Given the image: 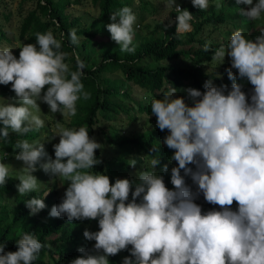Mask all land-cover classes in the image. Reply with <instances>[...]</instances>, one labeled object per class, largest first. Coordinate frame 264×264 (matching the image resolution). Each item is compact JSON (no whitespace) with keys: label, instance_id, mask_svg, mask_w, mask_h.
Segmentation results:
<instances>
[{"label":"clouds","instance_id":"clouds-1","mask_svg":"<svg viewBox=\"0 0 264 264\" xmlns=\"http://www.w3.org/2000/svg\"><path fill=\"white\" fill-rule=\"evenodd\" d=\"M191 3L200 10L210 6V0ZM236 3L248 6L240 9L246 20L264 19V0ZM173 5L178 14L176 34L191 32L195 15L176 0H168L166 7ZM220 7L217 0L216 8ZM110 20L106 28L120 52L134 53L139 24L132 8L118 9L110 14ZM65 35L61 32L57 39L51 30L35 33L36 43L19 48L18 59L11 47L0 48V85H11L15 93L12 100L0 97L4 101L0 103V139L7 141L10 133L24 135L43 128L45 121L33 112L41 113L38 101L53 114L76 116L77 102L90 99L82 83L86 64L75 48L76 70L65 63L69 56L61 50ZM67 35L72 46L85 38L78 36L76 29ZM211 43L205 42V52L211 50ZM225 46L217 48L211 59L221 65L226 56L230 58L226 70L232 81L230 90L227 85L214 86L208 79L203 92L191 87L182 90L192 106L184 97H177L178 89L171 84L162 99L151 100L156 127L168 131L163 143L174 150L170 159L178 164L171 169V190L154 171L160 165L156 148L151 150L155 155H149L153 156L152 170L140 171L137 179L117 178L112 183L108 175L94 171L102 164L96 152L104 145L89 136L87 126L68 129L57 122L59 143L53 144L54 159L43 143L17 140L14 159L23 162L18 170L3 162L9 153L0 151V186H6L15 172L19 195L39 192L44 184L33 175L39 165L44 173L67 184L61 202L47 217H66L70 224L98 221L99 231H83L87 241H95L94 246L79 247V255L70 264H110L109 258L122 251H130L120 260L122 264H264V30L253 40L237 29ZM229 64L215 75L223 78ZM245 79L253 86L250 102L239 82ZM127 163L136 168L137 158ZM161 170L169 171L166 164ZM185 177L197 186L195 191ZM47 188L43 198L31 196L26 201L30 215L47 207L44 198L52 192ZM201 194L219 210L204 212L195 202ZM44 247L34 233L24 232L14 252H5V244L0 243V264H34Z\"/></svg>","mask_w":264,"mask_h":264},{"label":"trees","instance_id":"trees-1","mask_svg":"<svg viewBox=\"0 0 264 264\" xmlns=\"http://www.w3.org/2000/svg\"><path fill=\"white\" fill-rule=\"evenodd\" d=\"M69 1L43 0L42 2V0H38L37 8H39L40 12L44 13L49 20L52 19L55 21L42 22L37 12H34L23 23L21 38L24 40L28 34H31L30 38L32 41L30 43L36 42L35 33H46L51 26L57 24L58 30L66 34L61 49L69 53L65 63L70 60L72 63L70 69L75 71L76 61L72 52L73 48L77 50L79 46L70 45L67 33L71 29H76L75 27L80 24V21L79 19H72L67 14L66 6ZM215 1L217 0H210V6L207 10H200L193 7L190 0L188 11L192 15H195L196 19L191 32L176 34L175 26L171 33L164 37L159 38L158 36H154L150 41L142 44L133 42V46L136 49L134 53H121L117 44H110L105 49L100 50L98 56L90 62L89 59H81L86 64L83 70L84 76L82 77V83L85 86V90L91 94V97L88 100L81 99L77 102V117L73 125L80 127L87 126L89 136L94 137L93 128L101 120L113 122L120 120L122 115L130 119H136L138 112L152 116L150 104L138 103L135 100L133 89H130L128 86L130 82L144 93L157 99H162L163 93L169 89V84L178 89L177 97H184V91L182 90L189 87L203 92V85L208 79L213 80L214 86L227 85L230 90L232 81L228 79L226 70L230 68L231 63L225 67L223 78H218V75H215V73H206L203 70V64L205 62H212L211 57L213 52L228 43V41H224L221 44L211 43V50L208 52H205L203 48L205 42L208 40L201 39L200 35L203 34L206 28L216 26V24L229 23V9L232 6H228L227 3L233 0H223V4L219 9L213 4ZM93 2L101 9V22L106 25L96 31L76 29L78 36L85 37L81 40H86L88 43H91L98 34L107 35L111 38L106 28L111 23V13L124 6L131 7L135 13L133 9L134 0H93ZM144 2H147V0ZM241 7L245 8L248 6L242 4L238 6V8ZM258 25L263 26L258 27ZM246 27L251 29L253 31V37H256L264 30V19L253 21L246 25ZM2 39V35H0V42ZM89 58L91 59V56ZM108 60L112 62L109 63ZM143 62L155 65V67L144 65L142 64ZM232 71L234 74H238L237 70L233 69ZM99 75H106L103 85L98 80L97 76ZM239 82L243 84L244 87L242 90L249 96L250 102L253 86L246 79ZM0 96L12 99L15 93L11 91V85H0ZM150 121L156 123V117L152 116ZM111 127L113 126L110 125L104 130L108 141L111 144L120 145L121 148H129L131 152L137 155L138 165H143L144 160H147L145 162H150L153 156L149 155H155L151 150L156 148L158 150L156 156L160 159V165L156 167L158 170L162 171L161 169L165 164L169 170L170 168L172 169L178 166L176 164H170L173 161L170 158L174 150L168 149L163 143L165 136L169 134L167 130L162 132L155 125L153 129L138 137L123 138L117 135L116 137L120 138L117 141L112 136L110 131ZM43 132L44 127L38 131L33 129L24 135L10 133V140L5 141L0 139V148L9 153H14L17 140L27 139L30 142L36 141L41 137ZM96 156L102 159V164L98 165L94 171L108 175L112 183L117 178L133 180L138 178L136 168L128 166L127 160L130 157L107 160L102 157L100 150H97ZM189 167L195 170V166L189 165ZM145 170L151 171L152 169L146 164ZM181 173L183 175V170ZM185 179L186 183L195 191L197 186L192 183L191 178L185 177ZM168 180L171 179L168 178ZM168 180L165 181L168 182ZM16 184H18V181L11 177L6 186H0V194H15L17 198V207L12 219H10L8 208L0 206V243L5 244V252H14L17 250L16 241L21 238L24 232L34 233L36 238L45 245L34 264H70V261L79 255L77 251L79 247L91 249L94 246L95 241H87L83 237V231L86 226L76 221L70 224L66 217L52 218L46 216L49 214L51 208L57 205L54 200L55 194L52 193L53 191L48 197L44 198L47 207L37 215L32 216L29 214L30 210L25 206L26 201L31 196L43 198V194L48 188H43L39 192L28 195H19L15 187ZM166 187L170 190L173 189L172 184L166 185ZM129 199H131V196ZM195 202L202 207L204 212L212 210L213 208L219 210V206L208 204L204 200L203 194ZM237 207L234 202L232 206L233 210H236ZM84 222L87 226L95 225V231H99L98 221L85 220ZM53 235H57L58 237L52 239ZM130 248L131 246H129V250ZM122 252L125 253V256L130 255V251ZM122 252L115 257H110V264H119Z\"/></svg>","mask_w":264,"mask_h":264},{"label":"rangeland","instance_id":"rangeland-1","mask_svg":"<svg viewBox=\"0 0 264 264\" xmlns=\"http://www.w3.org/2000/svg\"><path fill=\"white\" fill-rule=\"evenodd\" d=\"M144 1L145 0H134L133 4V9L135 10V14L137 15V22L139 24V27L135 29V37L133 41L137 44L146 43L150 41L154 36H158L160 38L170 34L176 24L177 13L175 12V6L173 5L171 8H167L166 4L168 0H147V2ZM176 2L177 4L180 3L184 9L188 10V4L190 3V0H176ZM218 2L221 5L223 4V0H218ZM216 3L217 1L214 2L215 5ZM227 4L228 6H232V8L229 9V23L206 28L203 34L200 35V38H206L212 43L220 44V42L229 41L231 34L235 30L243 29L244 35L247 38L254 40L255 37H253V31L246 27V25L252 23L253 21L246 20L247 18L240 13V9L247 10L248 7L238 8L239 5L235 2V0L230 1ZM37 7L38 0H0V35H2L3 38L0 42V48L4 46L11 47L13 49V55L16 56L17 59L19 58V48H21L24 44H28L32 41L30 38L31 34H28V36L24 40H22L21 38L22 26L26 18H28L30 14L37 12L38 17L42 22L47 23L48 21H55L52 19L49 20V18H47L44 13L40 12L39 8ZM66 12L72 19H79L80 24L75 27L76 29H90L91 31H96L106 25L101 22V9H99L95 5L93 0H70L66 6ZM57 26V24L55 26H51L49 30H51L54 36L59 39L61 32L58 30ZM261 26L263 25H258V27ZM109 38L110 37L107 35L98 34L91 43H88L86 40H81L78 45L79 48L75 51L79 54L81 59H89L90 62L93 58H96L98 56V52L100 50L105 49V47L109 46L110 44H116L111 38ZM35 43L36 42H32L31 44ZM89 56H91V59L89 58ZM230 62L231 60L227 56L225 57V60L221 65L218 61L205 62L203 64V70L206 73L219 74L220 70ZM66 63H68L70 67L72 66L70 60L66 61ZM142 64L149 65V67H155V65H150V63L147 62H143ZM97 77L101 85H103V82L106 79V75H99ZM128 86L130 89H133V96L138 103H147L151 105V100L154 97H151L149 94L144 93L131 82L128 83ZM44 91H46V88L44 89ZM183 95L186 103L191 106V101L188 99L187 94L183 92ZM146 97L147 99H145ZM3 98L6 100H12L8 99L7 97ZM3 102L4 101L0 100V103ZM13 102L15 103V106H20L19 103H16L15 101ZM38 104L41 113L35 112V110H33V112L34 114L39 115L45 121V126L44 132L36 141L43 143L48 156H51L54 159L55 156L53 144L59 143V136H57L59 135V129L56 127L57 122H59V124L64 128L78 129L80 126L73 125L74 121L76 120L77 114L76 116H63L59 112L53 114L50 112V109L46 104L40 103L39 101ZM151 118V115L138 112L136 119H130L125 115H122L120 120L113 122H105L104 120H101L98 124H95L93 128L94 137L98 143L104 145L103 150H100L102 157L107 160L120 159L121 157L137 158V155L134 152H131L129 148H121V146L118 144H111L106 138L104 130L112 125L113 127H111L110 131L112 133V136H114V139L117 141H119L120 139L119 137H116L117 135L123 138L138 137L147 133V131L155 127L156 123L151 122ZM54 136L56 137L53 139ZM0 151L4 150L0 148ZM122 154H124V156H122ZM14 155V153H9L8 158L3 162L11 165L14 169L18 170L23 166V162L15 160ZM145 161L147 160L143 161V165H138L137 163L136 170L138 173L145 170L146 164L151 167L150 162ZM171 163L178 165L175 161L170 162V164ZM37 168L38 171L33 173V175H35L37 179L42 184H44L41 185L40 189H43L44 187L52 188L53 193H55L56 195L54 199L56 203L59 204L61 202V199L63 198L64 192L67 188V184L64 185V181L55 179L49 174L44 173L43 170L39 169V165H37ZM154 171L157 174L162 175L164 177V181L168 180V178L171 179V168L167 174L163 173L157 168H155ZM11 177L15 179V172L12 173ZM165 184L171 185V180H168V182L165 181ZM0 206L8 208L10 212V219H12L17 207L16 195L0 194ZM76 222H79L81 225L86 226L85 228L89 229L90 231H95V225L87 226L84 221ZM57 237V235H53L52 239H55ZM124 257H126L125 253L122 252L121 259L123 260ZM120 264H122V261Z\"/></svg>","mask_w":264,"mask_h":264},{"label":"built area","instance_id":"built-area-1","mask_svg":"<svg viewBox=\"0 0 264 264\" xmlns=\"http://www.w3.org/2000/svg\"><path fill=\"white\" fill-rule=\"evenodd\" d=\"M182 9V8H181Z\"/></svg>","mask_w":264,"mask_h":264}]
</instances>
